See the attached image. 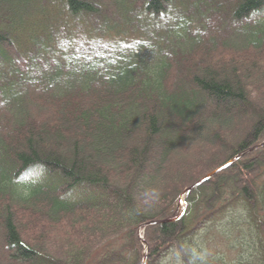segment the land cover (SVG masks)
<instances>
[{
	"label": "trees",
	"instance_id": "1",
	"mask_svg": "<svg viewBox=\"0 0 264 264\" xmlns=\"http://www.w3.org/2000/svg\"><path fill=\"white\" fill-rule=\"evenodd\" d=\"M262 142L264 0H0V264H264Z\"/></svg>",
	"mask_w": 264,
	"mask_h": 264
},
{
	"label": "water",
	"instance_id": "2",
	"mask_svg": "<svg viewBox=\"0 0 264 264\" xmlns=\"http://www.w3.org/2000/svg\"><path fill=\"white\" fill-rule=\"evenodd\" d=\"M263 145H264V142H262L261 144H258V145H256V146H253V147H251L250 149L245 150L244 152H241L238 156L234 157L233 159H231L229 162H227V163L224 164L223 166H221V167H219V168H216L212 173H210L209 175H207V176H205L204 178H202L199 182H197V183L194 184L193 186L187 188V189L185 190L184 194L187 193V192H189L190 190H192V189L195 188L196 186H198V185L204 183L205 181H207L209 178H211L212 176H214V175L217 174L218 172H220V171H222L223 169L227 168V167L230 166L234 161H236L238 158H240V157L243 156L244 154H246V153H248V152H251V151H254V150H256V149L262 147ZM184 194H183V195H184ZM183 195H182V197H181V200L183 199ZM184 210H185V209L183 208V210H182L180 216L183 214ZM180 216H179V217H180ZM160 222H161V221H159V220H154V221H151V222L146 223V225H152V224H156V223H160ZM141 238H142V240H143V237H141ZM146 251L148 252V245H146ZM147 252H146V254H145V256H144V264H145V262H146V260H147Z\"/></svg>",
	"mask_w": 264,
	"mask_h": 264
},
{
	"label": "bare ground",
	"instance_id": "3",
	"mask_svg": "<svg viewBox=\"0 0 264 264\" xmlns=\"http://www.w3.org/2000/svg\"><path fill=\"white\" fill-rule=\"evenodd\" d=\"M244 151H245V150H244ZM244 151H242V152H244ZM239 154H240V153H239ZM239 154H237L236 156H238ZM244 155H245V154H244ZM244 155H243V156H244ZM236 156H235V157H236ZM241 157H242V156H241ZM241 157H240V158H241ZM240 158H238V159H240ZM238 159H237V160H238ZM237 160H236V161H237ZM234 162H235V161H234ZM212 172H213V171H212ZM212 172H209V173L205 174L203 177H200V178H198L197 180H194V182H193L192 184H190V185H188V186H186V187L184 188V191L182 192V194L185 192V190H186L187 188L193 186L194 184H196L197 182H199L202 178H204L205 176L209 175V174L212 173ZM212 177H213V176H212ZM212 177H211V178H212ZM211 178H209V179H211ZM209 179H208V180H209ZM208 180H207V181H208ZM205 182H206V181H205ZM205 182H204V183H205ZM202 184H203V183H202ZM202 184L196 186L195 188L201 186ZM195 188H193V189H195ZM193 189H192V190H193ZM146 262H147V261H146ZM146 262H145V264H146Z\"/></svg>",
	"mask_w": 264,
	"mask_h": 264
},
{
	"label": "rangeland",
	"instance_id": "4",
	"mask_svg": "<svg viewBox=\"0 0 264 264\" xmlns=\"http://www.w3.org/2000/svg\"><path fill=\"white\" fill-rule=\"evenodd\" d=\"M229 154V151L227 152V150L226 151H224L223 153H220V155H219V158L221 157V156H223V157H225L226 155H228ZM219 158H218V160H219ZM229 162V161H228ZM211 166V164H208L207 166H206V168H209ZM198 175V174H197ZM196 174H195V177H198ZM196 180V179H195ZM194 181V180H193Z\"/></svg>",
	"mask_w": 264,
	"mask_h": 264
}]
</instances>
